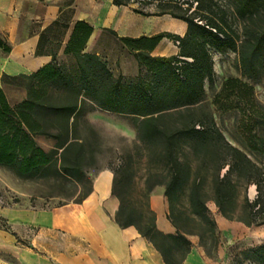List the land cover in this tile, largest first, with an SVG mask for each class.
I'll use <instances>...</instances> for the list:
<instances>
[{"label":"trees","instance_id":"1","mask_svg":"<svg viewBox=\"0 0 264 264\" xmlns=\"http://www.w3.org/2000/svg\"><path fill=\"white\" fill-rule=\"evenodd\" d=\"M208 1L213 2L185 0V3H181L179 0H165V3L158 6L161 11L149 13L143 9L145 0H114L116 5L139 3L141 7L135 10L144 15L169 14L188 23V30L183 37L163 32L151 38L132 39L118 37L116 32L110 31L127 45L146 39L154 46L164 36L180 41L177 55L135 53L140 66L139 75L135 79L116 76L100 56L83 52L93 32V27L85 21L76 22L65 49L66 53H72L76 59V75L67 73L64 66L56 61L55 53H52L55 61L37 72L15 76L5 74L3 83L22 81L27 93L24 99L12 105L5 90L0 87V165L25 179L50 173L76 177V168L67 167L66 162H76L86 153L89 139L83 137L82 129L89 128L90 124L83 117L86 112L101 108L133 116L138 138L148 144H157L160 152L164 153L172 169V177L166 189L169 199L172 192L181 188L190 177L189 164L179 157L184 136L189 138L194 148L205 151L209 157L213 156L217 204L224 211L237 189L232 174L239 171L242 176L250 171V182L255 179L252 177L256 173L253 170L255 165L245 152L227 141L210 119H197L192 111L204 99L206 80L210 81L214 76L210 49L220 53L229 49L238 50L242 74L257 83L263 80L264 0H228L237 17L244 20L240 43L234 31L227 29L225 20L218 21L215 17L211 4L208 10L204 9L203 3ZM194 2L199 7L191 11ZM60 23L59 18L42 35L37 54L54 50H48L45 44L49 40V31L59 27ZM61 25L68 26L67 22ZM0 46L6 52L10 51V47L1 39ZM144 65L147 66L146 75L142 72ZM38 136L53 138L55 146L45 150L37 142ZM117 185L118 181L114 180L113 193L120 201L115 214L119 225L135 226L161 252L166 264H182L192 246L188 235L195 233L180 228L174 221L176 233H163L157 228L156 215L151 210L152 215L147 223L143 217L136 220L133 211H127L122 195L117 192ZM201 192L202 183L195 180L190 194L193 214L202 218L213 230L214 224L206 213ZM179 252L182 257L177 260L175 255ZM247 253L264 264V243L249 249Z\"/></svg>","mask_w":264,"mask_h":264},{"label":"rangeland","instance_id":"2","mask_svg":"<svg viewBox=\"0 0 264 264\" xmlns=\"http://www.w3.org/2000/svg\"><path fill=\"white\" fill-rule=\"evenodd\" d=\"M179 1L185 3V0ZM145 3L143 9L146 12L158 13L162 10L158 6L165 0H145ZM203 5L205 10L209 9V5L215 10L218 21L225 20L227 29L234 31L240 43L244 20L237 17L232 4L228 0H213ZM184 6L187 7V4ZM138 7H141L139 3ZM198 7L194 2L191 11ZM61 29L59 26L49 31L48 35L55 41L46 40L48 50L57 49ZM113 41L110 46L117 48L116 39L113 38ZM210 51L214 76L212 80H206L204 99L193 108L192 113L197 119H210L227 141L249 156L256 172L252 176L255 179L250 182V171L242 176L239 171L232 174L237 189L224 211L217 204L213 156L209 157L205 151L194 148L189 138L184 136L179 157L189 164L190 177L187 183L172 192L169 199L166 189L172 169L164 153L160 152L157 144H148L138 138L133 116L101 108L88 111L83 117L90 124L89 128L82 129L83 137L89 139L86 153L76 162H66L67 167L76 168V177L50 173L25 179L0 165V203L17 201L22 195L29 197L34 204L46 207L78 201L92 189L95 175L109 168L114 173V180L118 181L117 192L122 195L126 210L133 211L136 220L143 217L147 223L153 211L152 196L164 193L169 220L195 233L188 236L196 239L201 254L209 264H260L247 251L264 243V78L257 83L242 74L238 50L229 49L223 53L214 49ZM125 68L134 72L130 63ZM70 70L71 75L78 73L75 63ZM142 72L147 74V66H143ZM26 93L22 81L10 80L7 83L6 95L12 105L25 98ZM36 140L47 151L56 143L46 136H38ZM226 169L222 170V174ZM195 180L202 183L201 193L206 213L214 224L213 230L207 222L193 214L190 194ZM257 201L259 203L255 204ZM175 256L179 260L182 253Z\"/></svg>","mask_w":264,"mask_h":264},{"label":"crops","instance_id":"3","mask_svg":"<svg viewBox=\"0 0 264 264\" xmlns=\"http://www.w3.org/2000/svg\"><path fill=\"white\" fill-rule=\"evenodd\" d=\"M136 8L138 3L116 5L114 0H0V39L10 47L6 52L0 46V87L6 92L5 74H32L55 61L52 53L69 73L76 59L65 49L78 21L93 27L83 52L100 56L116 76L138 77L135 53L177 55L180 48L168 36L154 46L146 39L127 45L118 38H151L163 32L183 37L188 30L182 19L144 15ZM59 18L62 34L57 49L37 54L42 35ZM63 22L68 26H62ZM113 38L118 49L110 46ZM48 39L55 41L51 36ZM129 63L134 72L125 68ZM113 183V171L105 168L95 175L91 192L81 201L46 207L22 195L17 201L0 203V264H166L161 252L135 226L122 227L116 221L120 201ZM151 208L157 228L175 234L164 193L152 196ZM188 238L192 246L182 264H209L196 239Z\"/></svg>","mask_w":264,"mask_h":264},{"label":"built area","instance_id":"4","mask_svg":"<svg viewBox=\"0 0 264 264\" xmlns=\"http://www.w3.org/2000/svg\"><path fill=\"white\" fill-rule=\"evenodd\" d=\"M174 43H175V45H176L177 47H179V45H180V41H179V40H175Z\"/></svg>","mask_w":264,"mask_h":264}]
</instances>
